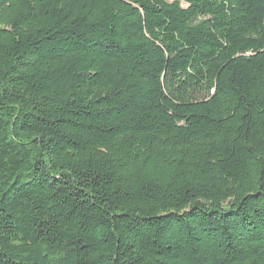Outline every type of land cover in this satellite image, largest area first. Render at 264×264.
<instances>
[{"label": "trees", "instance_id": "16d2710c", "mask_svg": "<svg viewBox=\"0 0 264 264\" xmlns=\"http://www.w3.org/2000/svg\"><path fill=\"white\" fill-rule=\"evenodd\" d=\"M0 264H264V0H0Z\"/></svg>", "mask_w": 264, "mask_h": 264}]
</instances>
